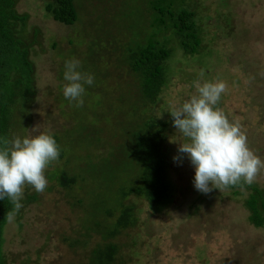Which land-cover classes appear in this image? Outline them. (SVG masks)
<instances>
[{
  "label": "rangeland",
  "instance_id": "rangeland-1",
  "mask_svg": "<svg viewBox=\"0 0 264 264\" xmlns=\"http://www.w3.org/2000/svg\"><path fill=\"white\" fill-rule=\"evenodd\" d=\"M78 1L82 18L74 32L88 20L93 24L92 33L86 39L75 37L71 47L65 48L73 30L45 16V0H15L16 12L27 14L25 33L30 35L37 28L38 34L37 44L28 53L35 90L26 102L28 121L16 117L19 122L10 126L9 138L24 136L37 125L40 131L59 136V143H64L68 152L46 169L48 186L42 193L25 187L22 208L11 223L6 220L3 225L2 250L8 264H86L89 249L103 242L98 233L88 231L87 235L84 229L85 212L96 192L89 160L96 162L98 158L85 157L83 143H77L85 131L76 134L73 128L77 120L87 124L93 113H100V103L109 101L121 112L127 110L129 103L117 98L121 92L125 94L123 84L127 93L134 91V77L126 68L120 48L126 32L123 24L128 23L127 18L145 22L146 16L140 14L141 0ZM188 2L200 27V52L189 56L175 49L173 59L166 63L167 82L159 100L145 112L167 123L165 177L173 189L172 201L158 212L144 202L137 203V220L111 239L117 244L115 264H264V225L252 226L243 205L249 189L240 187L237 193L229 189L198 192L187 156L179 162L173 160L178 155L176 143L184 142V138L168 113L171 106L196 94L195 81L222 80L227 88L218 107L229 121L241 126L248 146L264 160V0ZM102 33L104 45L98 46L92 39L97 40ZM72 58L81 62L82 71L94 76V83L85 86L82 107L63 96L64 63ZM61 168L77 175L68 188L58 185L49 174ZM253 184H264V169ZM110 186L98 182L96 196L110 191ZM26 194H33L35 199L26 200Z\"/></svg>",
  "mask_w": 264,
  "mask_h": 264
},
{
  "label": "trees",
  "instance_id": "trees-1",
  "mask_svg": "<svg viewBox=\"0 0 264 264\" xmlns=\"http://www.w3.org/2000/svg\"><path fill=\"white\" fill-rule=\"evenodd\" d=\"M140 2L143 5L140 14L146 16L145 22L140 20L142 22L139 21V24L127 18L128 23H122L126 26V37L120 48L126 68L134 77V91L127 93L123 84L125 94L121 92L117 98L129 103L127 110L121 112L109 101L100 103L98 106L101 108L97 109L100 113L92 112L94 115L90 116L87 124L77 120L76 128H73L76 134H84L85 131L77 141L78 144L83 143L85 157L98 158L96 162L89 160V167L94 171L92 179L96 183V192L99 189L97 183L101 181L113 187L97 195L105 200H99L94 192L93 203L85 212L86 234L89 235L88 231L98 233L103 239L102 243H96L89 249L86 264H115L117 244L111 239L137 220V203L144 202L151 211L158 212L172 201L173 189L165 177L168 167L167 152L164 150L167 123L166 120L145 115V112L159 100L158 95L167 82L166 63L173 59L175 49L189 56L200 52V27L188 0ZM14 4L15 0H0V139L9 138L10 126L19 122L16 117L24 123L28 121L26 102L35 92L33 66L28 53L37 44L38 29L33 28L30 35L25 33L27 14L17 13ZM78 5V0H45L42 5L46 17L73 30V34L66 39L65 48L71 47L70 42L75 37L86 39L92 33L93 24L90 22L89 25L88 20L74 32L75 25L82 18ZM134 34H137L135 38ZM102 36L103 33L97 40L93 38V42L98 46L100 43L104 45ZM52 45L55 48V43ZM103 105L105 109H102ZM132 116H135L134 121L131 120ZM103 124L106 128L104 133ZM53 136L60 146L59 157H62L68 152V147L59 143V136ZM49 174L65 188L70 187L77 178V175H69L64 168L52 170ZM115 175L119 178L116 179ZM240 187L249 189L243 200L247 221L254 227L263 226L264 184H245L226 189L237 193ZM25 199L33 201L35 196L26 194ZM12 210L10 200H0V264H8L2 250V229L7 213Z\"/></svg>",
  "mask_w": 264,
  "mask_h": 264
},
{
  "label": "clouds",
  "instance_id": "clouds-1",
  "mask_svg": "<svg viewBox=\"0 0 264 264\" xmlns=\"http://www.w3.org/2000/svg\"><path fill=\"white\" fill-rule=\"evenodd\" d=\"M81 68L75 58L64 63L63 96L76 107L84 104L85 86L94 83V76ZM194 87L196 94L168 111L184 138L176 143L178 155L173 160L179 162L187 156L194 168L193 186L203 194L253 184L264 169V160L248 146L241 126L229 121L218 107L227 85L222 80H198ZM59 156L60 146L53 134L40 131L37 125L24 136L0 139V200L7 198L13 205L7 213L9 223L23 206L20 201L26 186L38 193L48 186L45 171Z\"/></svg>",
  "mask_w": 264,
  "mask_h": 264
}]
</instances>
